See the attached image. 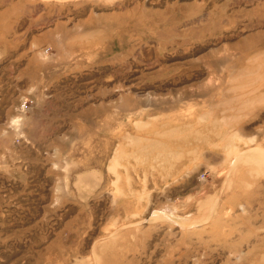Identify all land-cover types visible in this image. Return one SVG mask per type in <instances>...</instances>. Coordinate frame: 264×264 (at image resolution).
<instances>
[{
    "label": "rangeland",
    "instance_id": "rangeland-1",
    "mask_svg": "<svg viewBox=\"0 0 264 264\" xmlns=\"http://www.w3.org/2000/svg\"><path fill=\"white\" fill-rule=\"evenodd\" d=\"M254 154L264 0H0V264H264Z\"/></svg>",
    "mask_w": 264,
    "mask_h": 264
},
{
    "label": "bare ground",
    "instance_id": "bare-ground-1",
    "mask_svg": "<svg viewBox=\"0 0 264 264\" xmlns=\"http://www.w3.org/2000/svg\"><path fill=\"white\" fill-rule=\"evenodd\" d=\"M246 158L250 159V160H254L255 163H258L259 165L262 166V168L264 167V154L260 155V156H255L252 155V156H246ZM245 158V159H246ZM257 158V159H256Z\"/></svg>",
    "mask_w": 264,
    "mask_h": 264
}]
</instances>
